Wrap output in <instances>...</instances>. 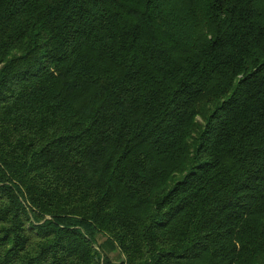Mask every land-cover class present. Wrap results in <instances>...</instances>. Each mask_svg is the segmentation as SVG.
Wrapping results in <instances>:
<instances>
[{"label":"trees","instance_id":"1","mask_svg":"<svg viewBox=\"0 0 264 264\" xmlns=\"http://www.w3.org/2000/svg\"><path fill=\"white\" fill-rule=\"evenodd\" d=\"M0 264H264V0H0Z\"/></svg>","mask_w":264,"mask_h":264},{"label":"rangeland","instance_id":"2","mask_svg":"<svg viewBox=\"0 0 264 264\" xmlns=\"http://www.w3.org/2000/svg\"><path fill=\"white\" fill-rule=\"evenodd\" d=\"M196 118H198V117H196ZM109 256L112 257V259H114V260H119L118 257H119L120 255H119L118 252H113V253H110Z\"/></svg>","mask_w":264,"mask_h":264}]
</instances>
